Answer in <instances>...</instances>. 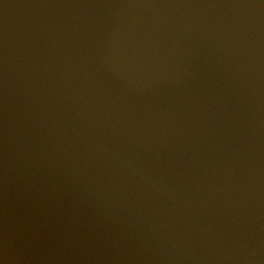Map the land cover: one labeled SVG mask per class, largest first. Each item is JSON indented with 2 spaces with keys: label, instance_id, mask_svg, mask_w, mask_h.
Segmentation results:
<instances>
[{
  "label": "water",
  "instance_id": "obj_1",
  "mask_svg": "<svg viewBox=\"0 0 264 264\" xmlns=\"http://www.w3.org/2000/svg\"><path fill=\"white\" fill-rule=\"evenodd\" d=\"M2 264H264V0H0Z\"/></svg>",
  "mask_w": 264,
  "mask_h": 264
},
{
  "label": "clouds",
  "instance_id": "obj_2",
  "mask_svg": "<svg viewBox=\"0 0 264 264\" xmlns=\"http://www.w3.org/2000/svg\"><path fill=\"white\" fill-rule=\"evenodd\" d=\"M0 264H2V262H0Z\"/></svg>",
  "mask_w": 264,
  "mask_h": 264
}]
</instances>
